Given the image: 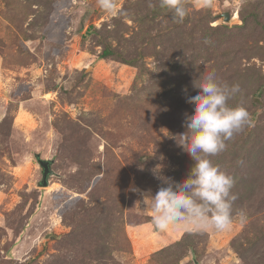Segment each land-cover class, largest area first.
<instances>
[{
  "label": "rangeland",
  "instance_id": "rangeland-1",
  "mask_svg": "<svg viewBox=\"0 0 264 264\" xmlns=\"http://www.w3.org/2000/svg\"><path fill=\"white\" fill-rule=\"evenodd\" d=\"M149 2L0 0V264H264V0H186L183 23ZM210 71L250 114L210 157L232 224L158 231L130 188L154 195L157 164L187 178L186 99Z\"/></svg>",
  "mask_w": 264,
  "mask_h": 264
},
{
  "label": "clouds",
  "instance_id": "clouds-1",
  "mask_svg": "<svg viewBox=\"0 0 264 264\" xmlns=\"http://www.w3.org/2000/svg\"><path fill=\"white\" fill-rule=\"evenodd\" d=\"M97 2L109 16L121 14L117 0ZM201 4L211 7V0H201ZM158 5L172 14L175 23H183L188 15L186 0H158ZM149 7H154L151 0ZM204 42L209 43V40L206 38ZM241 91L239 84L220 83L215 71L206 73L199 91L186 99L193 105V112L185 120L187 131L179 135V145L194 161L187 178L174 182L161 174L163 165L157 164L151 172L161 186L154 195L151 190L130 188L142 198L138 203L151 212L152 224L158 231H166L169 227L190 230L214 228L217 231L230 228L232 204L237 199L231 192L234 181L215 166L210 157L222 153L227 147L226 141L249 123L250 114L246 108L230 107L228 103Z\"/></svg>",
  "mask_w": 264,
  "mask_h": 264
},
{
  "label": "water",
  "instance_id": "water-1",
  "mask_svg": "<svg viewBox=\"0 0 264 264\" xmlns=\"http://www.w3.org/2000/svg\"><path fill=\"white\" fill-rule=\"evenodd\" d=\"M223 16H224L225 21H230L231 14L229 12H224ZM38 158H39L40 165H41V167L43 169L42 184L43 185H47L48 184V177L52 173L51 160L42 159L40 156Z\"/></svg>",
  "mask_w": 264,
  "mask_h": 264
},
{
  "label": "trees",
  "instance_id": "trees-1",
  "mask_svg": "<svg viewBox=\"0 0 264 264\" xmlns=\"http://www.w3.org/2000/svg\"><path fill=\"white\" fill-rule=\"evenodd\" d=\"M112 54V51L109 48H104V50L101 53L102 57H107L108 55ZM37 159H39L38 157L40 156L39 154L36 155Z\"/></svg>",
  "mask_w": 264,
  "mask_h": 264
}]
</instances>
